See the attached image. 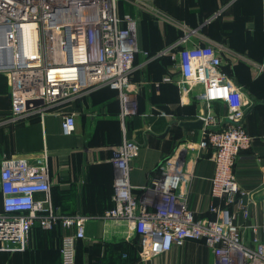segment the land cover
<instances>
[{"label": "built area", "instance_id": "1", "mask_svg": "<svg viewBox=\"0 0 264 264\" xmlns=\"http://www.w3.org/2000/svg\"><path fill=\"white\" fill-rule=\"evenodd\" d=\"M118 1L0 0V74L8 81L11 101L6 121L43 114L101 88L118 94L122 120L134 116L137 102L130 83L132 74L150 61L168 57L177 76L169 75L164 82H174L183 93L201 87L202 101L219 102L226 109V115L220 117L206 106V113L199 117L202 136L196 146L201 154L210 151L214 164L210 195L221 203L210 206L213 219L195 217L189 206L190 174L176 155L160 163L159 176L143 188L148 195L139 200L130 183L139 146L124 139L113 148L109 161L116 171L114 207L103 219L132 227L139 238L142 261L195 240L211 252L213 264H264V200L262 235H258L257 226L236 223L239 215L246 221L249 205L256 204L252 193L243 190L234 176L238 156L254 139L244 127L243 91L221 71L222 50L188 45L187 33L154 55L142 52L137 44L136 20L119 15ZM26 34L31 35L29 43ZM138 53L145 58L140 67L134 65ZM257 68L263 70L262 66ZM36 101H42L43 106L33 107ZM74 129V115L64 114L62 133L72 135ZM260 140L264 143V119ZM50 191L46 155L33 160L0 156L1 252L26 251L31 247L33 227L50 230L59 224L72 230L61 239V264H76V246L84 239L87 218L58 215ZM247 227L253 234L250 239L244 237Z\"/></svg>", "mask_w": 264, "mask_h": 264}, {"label": "crops", "instance_id": "2", "mask_svg": "<svg viewBox=\"0 0 264 264\" xmlns=\"http://www.w3.org/2000/svg\"><path fill=\"white\" fill-rule=\"evenodd\" d=\"M128 3L127 7L120 5V12L136 20L137 44L142 52L160 51L188 33V45H211L226 49L241 59L231 63L232 69H226L243 87L244 127L254 140L251 147L238 156L234 176L243 190L252 193L256 204L249 205L250 217L246 221L239 215L236 223L257 226L258 235H262L264 143L260 135L264 118V0H128ZM147 13L161 22L155 20V30L151 32L147 30L148 23L142 22V16ZM144 62V56L138 53L134 65L140 67ZM258 66L263 70L259 72ZM172 71L175 70L168 58L150 61L135 70L130 83L134 86L137 113L123 120L118 94L101 88L45 110L43 114L8 122L11 110L8 81L0 75V156L29 160L47 156L54 211L62 217L87 218L84 239L76 250V264L214 262L211 252L201 241L195 240L173 246L153 259L137 260L132 247L125 244L136 237L132 227L103 219L113 208L116 171L109 161L113 148L124 139L139 146L130 173V183L139 200H145L148 195L143 188L154 179L164 158L176 155L190 174L189 206L195 217H215L209 208L221 202L210 195L214 164L208 156L210 151L201 154L196 149L202 128L181 126L197 121L203 112L202 89L194 87L183 93L176 84L164 82L163 78L169 75L177 76ZM206 106L215 115H226L225 107L219 102ZM64 114L74 115L72 135L62 133ZM248 227L243 231L246 239L253 235ZM69 233L72 230L61 226L51 233L35 230L28 252L8 254L0 251V264H61L60 234L63 237Z\"/></svg>", "mask_w": 264, "mask_h": 264}, {"label": "trees", "instance_id": "3", "mask_svg": "<svg viewBox=\"0 0 264 264\" xmlns=\"http://www.w3.org/2000/svg\"><path fill=\"white\" fill-rule=\"evenodd\" d=\"M120 5L121 4H119V2H118V13H119V15L120 16H122L123 14H122V12H120ZM144 22H145V20H143ZM178 39V38H177ZM176 39V40H177ZM175 41V40H174ZM173 41V42H174ZM170 45V44H169ZM158 52V51H157ZM157 52H155V53H157ZM155 53H148L149 55H154ZM164 58L166 59V58H168V57H163V58H159V59H156V60H154V61H161L162 59L164 60ZM169 59V58H168ZM239 64V63H238ZM234 65L233 64H231L228 60H225V61H223V63H222V66H221V71H223L225 74H227L232 80H233V82L238 86V87H240L241 89H243V87H241V85L240 84H238L236 81H235V79L233 78V76H232V74L230 73V71H228V69H226V68H229L230 69V67H231V69H232V67H233ZM1 75V74H0ZM170 83V82H169ZM171 83H174V82H171ZM175 84V83H174ZM109 89V88H108ZM11 104V103H10ZM9 115H10V113H9ZM8 115V116H9ZM7 116V117H8ZM264 119V118H263ZM209 156V155H208ZM168 158V157H167ZM164 159H166V158H164ZM159 173H160V171H159V167H158V169L156 170V175H155V177H158L159 176ZM113 207H114V202H113ZM202 218H204V216H202ZM206 218H208V219H213L212 217H206ZM60 228V226H59V224H57V225H55L52 229H50V230H44V229H42L40 226H35V227H33V229H32V237H33V234H34V231L35 230H39V231H42V232H49V233H51V232H55V231H57V229H59ZM61 239H62V236H61V234H60V238H59V249H60V244H61ZM82 240H79L78 241V243H77V246H79V244H80V242H81ZM125 244H127V245H129L130 247H132V249H133V251H134V254L136 255V259L137 260H139L140 258L138 257L139 256V251H140V244H139V238L136 236V237H134L132 240H130V241H128V243H126L125 242ZM76 246V250H77V247ZM29 251V249L28 250H26V251H23V252H14V253H12V254H18V253H26V252H28ZM4 253V252H3ZM9 254V253H8ZM126 255H124V257H125ZM77 258V257H76Z\"/></svg>", "mask_w": 264, "mask_h": 264}, {"label": "rangeland", "instance_id": "4", "mask_svg": "<svg viewBox=\"0 0 264 264\" xmlns=\"http://www.w3.org/2000/svg\"><path fill=\"white\" fill-rule=\"evenodd\" d=\"M118 2H119V4L123 5L124 7H127L126 5L129 4L128 0H119ZM143 20H145V22ZM155 20L156 19H154V17L151 14H148V13L144 14L142 16V22L143 23H148L147 30L149 32H151L152 30L153 31L155 30V27L153 26V23H154ZM156 23H161V22L156 20ZM225 50H222L224 52L223 53V61L228 60L230 63H232L233 61L235 62V61L241 60L239 57H234V55H235L234 53H233L234 55H232L231 54L232 52L225 51Z\"/></svg>", "mask_w": 264, "mask_h": 264}, {"label": "water", "instance_id": "5", "mask_svg": "<svg viewBox=\"0 0 264 264\" xmlns=\"http://www.w3.org/2000/svg\"><path fill=\"white\" fill-rule=\"evenodd\" d=\"M43 102L42 101H36L32 103L33 107H40L43 106ZM30 107L27 105V110H29ZM203 112L206 113V103H203ZM181 126L184 129H201L202 128V121L200 119H198L195 122H191V123H182Z\"/></svg>", "mask_w": 264, "mask_h": 264}, {"label": "bare ground", "instance_id": "6", "mask_svg": "<svg viewBox=\"0 0 264 264\" xmlns=\"http://www.w3.org/2000/svg\"><path fill=\"white\" fill-rule=\"evenodd\" d=\"M26 35H27V37H26V42L29 43V42H30V36H31V35H30V34H26Z\"/></svg>", "mask_w": 264, "mask_h": 264}]
</instances>
